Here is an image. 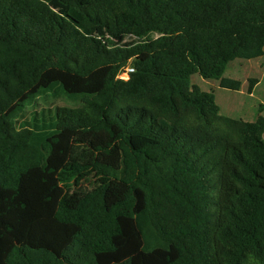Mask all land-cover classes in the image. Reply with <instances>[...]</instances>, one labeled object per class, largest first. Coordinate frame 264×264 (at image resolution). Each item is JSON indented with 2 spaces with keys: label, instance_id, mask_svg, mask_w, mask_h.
Segmentation results:
<instances>
[{
  "label": "trees",
  "instance_id": "16d2710c",
  "mask_svg": "<svg viewBox=\"0 0 264 264\" xmlns=\"http://www.w3.org/2000/svg\"><path fill=\"white\" fill-rule=\"evenodd\" d=\"M263 55L264 0H0V264H264V118L191 82Z\"/></svg>",
  "mask_w": 264,
  "mask_h": 264
},
{
  "label": "rangeland",
  "instance_id": "374dc122",
  "mask_svg": "<svg viewBox=\"0 0 264 264\" xmlns=\"http://www.w3.org/2000/svg\"><path fill=\"white\" fill-rule=\"evenodd\" d=\"M223 77L238 80L241 83L240 90L222 89L218 81L204 80L198 75H193L191 82L200 90L213 93L215 103L223 116L246 122H255L259 115L264 118V110L260 114L258 112L259 106L264 104V55L255 60L236 59L230 62ZM253 80L256 82L249 94L248 87ZM54 96L55 93H50L48 97L38 98L34 105H28L27 108L37 110L44 107H73L76 103L66 97Z\"/></svg>",
  "mask_w": 264,
  "mask_h": 264
},
{
  "label": "built area",
  "instance_id": "2783aa9c",
  "mask_svg": "<svg viewBox=\"0 0 264 264\" xmlns=\"http://www.w3.org/2000/svg\"><path fill=\"white\" fill-rule=\"evenodd\" d=\"M133 68L131 67H127L125 68L122 72H120V74L118 75V79L123 80V81H127L129 79L130 74L133 72Z\"/></svg>",
  "mask_w": 264,
  "mask_h": 264
}]
</instances>
